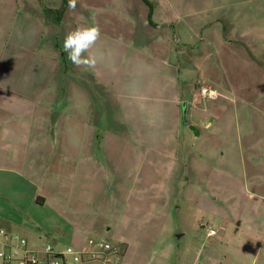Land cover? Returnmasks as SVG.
<instances>
[{
	"label": "crops",
	"instance_id": "1",
	"mask_svg": "<svg viewBox=\"0 0 264 264\" xmlns=\"http://www.w3.org/2000/svg\"><path fill=\"white\" fill-rule=\"evenodd\" d=\"M63 1L48 0L44 5L41 0H0V166L9 165L14 173V169L26 171L22 179L32 191L27 206L21 191H13L18 209L34 210V216H26L36 219V210L50 208L53 221L43 228L45 232L64 238L81 252H90L92 231L116 233L121 241L119 259L131 264L134 205L147 202L139 195L174 168L182 173L187 169L193 187L202 183L222 187L224 208H215L213 215L224 220L229 233L240 239L244 234L257 235L256 245L229 247L234 257L240 264H264V167L249 160L260 156L262 161L264 150L252 153L239 121L241 113L255 110V102L248 94L239 100L227 97L236 88L216 74L214 61L209 74L218 81L212 82L220 87V96L199 97L200 76H191V69L197 70L199 64L190 60L183 66L181 62L186 53L176 45V28L183 16L176 15L181 9L172 1L77 0L75 11L69 12L67 0L57 24L56 15H47L45 9H59ZM147 2L153 5L152 14ZM237 18L234 13L227 18L234 30H223L220 23L209 29L212 42L215 36L218 44L207 57L215 58L224 74L223 58L229 66L235 53L247 56L251 51L253 59L262 51L259 44L264 34H258L262 31H255L256 36L244 32ZM92 25L99 27L101 36L91 50L95 64L86 70L68 60L63 40L77 26ZM196 27L188 23L190 39L196 37ZM233 42L238 45L232 47ZM176 58L180 62L175 63ZM257 64V69L263 65ZM183 73H188L187 79ZM190 77L195 79L192 85ZM188 113L191 120L186 123ZM256 117L262 122L256 124L258 146L263 144L264 110ZM40 130L51 145L41 152L24 146L34 145L33 137L41 136ZM62 137L64 142L59 141ZM46 151L48 157L40 159ZM104 188H110L107 195ZM71 191L77 192L73 200ZM218 195L211 194L214 202ZM3 215L0 225L6 229L33 231L20 217L6 210ZM100 217L106 221H97Z\"/></svg>",
	"mask_w": 264,
	"mask_h": 264
},
{
	"label": "rangeland",
	"instance_id": "2",
	"mask_svg": "<svg viewBox=\"0 0 264 264\" xmlns=\"http://www.w3.org/2000/svg\"><path fill=\"white\" fill-rule=\"evenodd\" d=\"M170 1H172L174 6H178L181 9L178 13H176V15L179 17L183 16L182 25L176 28L178 30L176 40H179V42L176 41V45L182 48L186 53L181 57V62L183 60V66H187L190 63V60H192V63L197 62V64H199L197 70L195 69V66L191 69V76H194L195 79L200 76L197 80L199 81L197 82L199 83V97L209 99V97L202 96V88L216 91L218 97L220 96V87L212 82L215 81L217 83L218 81L214 79V75L209 74L211 61H214L213 64L217 65L216 74H220L222 78L228 79L229 84L233 88L234 86L236 88L234 91H228L227 97L231 99L238 98L239 100L241 97H247L248 94L253 103L255 102V110L250 111L248 109L241 113L239 115V121L242 130L241 133H243V129H245V134L248 138L246 146L253 150L252 153L254 151L258 153V151H260L261 154L264 150V137L260 139V142L263 141V144L257 146L256 141L259 139L256 138L255 132L256 124L258 125L262 123L260 119L256 117L257 113H261L262 109L264 110V88L261 86L262 83H264V36L259 44L262 47L260 48L262 51L258 57H253L254 60L251 56L254 54L251 51L246 52L247 56L240 53L233 54V59H229L228 61L229 66H227L228 63L226 58H223V62L227 63H224V68H227V70H225V74L220 71L218 61L211 57L208 59L207 55L215 51V46L218 44L215 36H213L214 42H212V36L209 35V29L214 27L215 24L220 23L223 30H230L231 28L234 30V27H231L229 22H227V18L229 16L231 17L232 13L237 15V21H239L238 24H241L244 32L255 33V31H262L258 32V34H264V0ZM41 2L44 5H47L48 0H41ZM58 2L59 0H50V3L52 4H56ZM237 2H243V4H237ZM61 7H59V9ZM236 7H241V9L244 8V10H234ZM188 23H196L197 25L195 28L197 35L196 37L193 36L191 39L188 36ZM256 23L257 26L255 27ZM253 35L256 36V33ZM176 45L175 47H177ZM236 45H238L236 42L232 43V47H235ZM252 45L248 44L251 50H256V47H252ZM239 50L244 52L245 49L238 48V51ZM64 54L67 55L66 53ZM191 56L192 59H190ZM254 61L256 64L257 61L262 62L263 65H261L262 67L260 66L262 69H257ZM174 62H180L179 58H176ZM187 74L185 75L183 73V77L186 79L188 78ZM195 79L190 77L189 85H192V81ZM239 82H241V84H238ZM185 89H188V87ZM190 120V113H188L186 116V123H189ZM187 129L188 128L184 130L186 131L185 133H187ZM55 132L56 131H53L52 134H55ZM40 133L41 136L33 137L36 140L34 145L24 143V146L29 149L38 148L40 152L43 151L44 148H48L51 145V142L48 141L50 142L48 144L45 138H42L45 133L41 130ZM186 137L187 135L183 137L185 148ZM63 139L65 138L62 137L59 141ZM44 142L47 143L44 144ZM61 142H64V140ZM250 142H253L255 148L252 147V143ZM119 148L122 149L123 146L120 145ZM188 150L190 152L192 151L191 148H187V151ZM47 152L48 151L42 155L43 158L40 156V159L43 160L47 158ZM246 156L248 159L249 155L247 153ZM249 160L256 166L260 165L261 168L262 166L264 167V156L262 161L260 156L258 158L250 156ZM102 162L107 164V160L104 158H102ZM72 165H74V163H72ZM0 167V181H2V183H0V220L4 217L3 213L6 210L10 212L11 215L20 217V219L23 220L24 225L30 226V229L33 231L29 233H25L20 229H14L11 231L1 225L0 228L11 234L22 235L26 237L30 243H37V245L42 248H44L46 244H51L55 248H59L61 250L68 247L74 248L75 246L65 242L64 238L61 239L57 236L55 237L50 235L45 232V229H43L47 228L48 224L53 221V218H50V211H52L50 208L36 210V219H28L26 216V214L28 216H34V210L28 212L29 209L26 211H20L18 209L13 200V198L17 197V195H14L13 191L16 188L21 191L20 194L23 197L24 206H27L26 200L28 194L32 193L31 189H29V185L24 183L22 179L23 176H27L26 171L22 172L14 169L16 171L14 173L12 170L13 167L9 165H3ZM213 167H215V165H213ZM210 169L211 166H209V170ZM185 170L186 171L182 173V169L174 168L171 174L162 175L161 177L159 176L160 178L153 180L154 183H158L157 185L151 187L146 193L144 192L139 195L146 197L147 202L143 203L142 201H139L134 205L135 231L130 237L132 239L131 245L134 246L133 254L130 256L131 264H240V260L238 257H234L233 251L229 250V247H232L233 245H247L248 242L249 245H251L250 243L256 245V240H258L257 235L250 233L244 234L240 239L236 237L235 233H229L224 224V220L219 218V216L213 215V210L215 208H224V201L222 200L224 194L222 187L213 186L212 184L208 185V183L204 185L202 183L193 187L191 185V180L186 177L188 170ZM181 174H184L185 176L183 179H181ZM4 178L6 179L5 182H3ZM72 179L78 180L76 176H73ZM13 181L18 183L17 187L12 184L9 185L10 182ZM211 182H213V180ZM3 183L4 185L7 183L6 190ZM108 190H110V188H104L103 194L107 195L106 191ZM213 191L219 194L218 202L213 201L214 196H211ZM76 196L77 192L74 193L71 191V193H69L70 200H73V197ZM161 198L163 199L162 201L159 200ZM105 204L106 202L103 203V206ZM157 216H159V218H157ZM97 221H106V219H102L100 217ZM85 222H89L91 224V219H86ZM92 225L93 224H91V226ZM210 228L215 229L216 232H218V235L220 232L221 234L219 236L208 237L207 232ZM90 234L87 246L89 251L98 252L99 254H101L102 251L99 246L91 245V240H94L96 243L106 241L113 247H121V241L116 237V233L102 234L92 231ZM179 236H181V238H179ZM57 238L61 240L58 241ZM83 253L85 254V262L81 264H106L103 261V258H101V255H99L98 259L89 261L87 259V254L89 253ZM250 259L251 258H249V260ZM256 262L254 264H256ZM3 263L4 261L0 258V264ZM68 264H75L72 257H70ZM114 264L123 263L121 259L116 258ZM249 264H253V262H249Z\"/></svg>",
	"mask_w": 264,
	"mask_h": 264
},
{
	"label": "built area",
	"instance_id": "3",
	"mask_svg": "<svg viewBox=\"0 0 264 264\" xmlns=\"http://www.w3.org/2000/svg\"><path fill=\"white\" fill-rule=\"evenodd\" d=\"M201 94L209 98L218 96L216 91H211L207 88H202ZM207 233L210 237L217 235L216 230L213 228H210ZM90 244L99 246L102 251L101 254L94 251L87 252L89 253L87 254L89 261L96 260L101 255L106 264H114L115 259L121 257L120 249L111 246L106 241L96 243L91 240ZM70 257H72L75 264L85 262V254L73 247L61 250L51 244H46L42 248L37 243H30L22 235L11 234L0 228V258L4 261L3 264H68Z\"/></svg>",
	"mask_w": 264,
	"mask_h": 264
},
{
	"label": "clouds",
	"instance_id": "4",
	"mask_svg": "<svg viewBox=\"0 0 264 264\" xmlns=\"http://www.w3.org/2000/svg\"><path fill=\"white\" fill-rule=\"evenodd\" d=\"M76 6L77 0H68L69 12H74ZM100 36V29L96 25L77 26L68 32L63 40V50L72 64L86 70L93 67L95 59L91 50L97 44Z\"/></svg>",
	"mask_w": 264,
	"mask_h": 264
},
{
	"label": "trees",
	"instance_id": "5",
	"mask_svg": "<svg viewBox=\"0 0 264 264\" xmlns=\"http://www.w3.org/2000/svg\"><path fill=\"white\" fill-rule=\"evenodd\" d=\"M151 8V14L153 12V5L152 3L150 2H147ZM66 7H67V0H64L63 2V6L60 8V9H57V10H53V9H45V13L48 15V14H54L56 15V23L59 24L61 21H62V18H63V15L66 11ZM150 14V15H151Z\"/></svg>",
	"mask_w": 264,
	"mask_h": 264
},
{
	"label": "water",
	"instance_id": "6",
	"mask_svg": "<svg viewBox=\"0 0 264 264\" xmlns=\"http://www.w3.org/2000/svg\"><path fill=\"white\" fill-rule=\"evenodd\" d=\"M191 129H192L195 133H198L197 128H195L194 126H191Z\"/></svg>",
	"mask_w": 264,
	"mask_h": 264
}]
</instances>
